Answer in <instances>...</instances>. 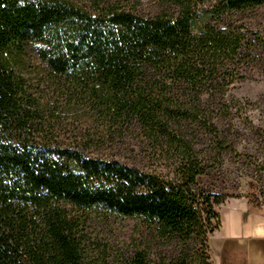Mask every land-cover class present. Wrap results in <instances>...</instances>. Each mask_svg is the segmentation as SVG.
Here are the masks:
<instances>
[{
	"label": "trees",
	"instance_id": "trees-1",
	"mask_svg": "<svg viewBox=\"0 0 264 264\" xmlns=\"http://www.w3.org/2000/svg\"><path fill=\"white\" fill-rule=\"evenodd\" d=\"M137 4L0 0V264H211L224 198L199 179L253 48L233 16L264 0ZM103 218L128 240L93 238Z\"/></svg>",
	"mask_w": 264,
	"mask_h": 264
},
{
	"label": "rangeland",
	"instance_id": "rangeland-1",
	"mask_svg": "<svg viewBox=\"0 0 264 264\" xmlns=\"http://www.w3.org/2000/svg\"><path fill=\"white\" fill-rule=\"evenodd\" d=\"M135 0H132V2ZM137 11L144 15L159 12L158 0H136ZM213 3L216 0H200ZM232 22L241 25L251 35V56L240 63L235 72L233 84L226 96L234 101L230 128L224 131V152L220 158L209 164L206 175L199 179L201 191L224 198L221 205L214 207L220 218V226L208 237L210 261L213 264H227L230 253L243 259L264 256V218L247 216L235 202L249 204L264 210V6L248 9L233 16ZM132 141H124L127 151L122 161L129 162L132 155ZM204 141L198 146L201 149ZM221 153L217 150V154ZM234 201V202H233ZM133 227L132 221L111 218L100 219L91 228L93 238L115 247L128 240ZM225 243L222 249L221 244ZM231 255V256H232Z\"/></svg>",
	"mask_w": 264,
	"mask_h": 264
},
{
	"label": "crops",
	"instance_id": "crops-1",
	"mask_svg": "<svg viewBox=\"0 0 264 264\" xmlns=\"http://www.w3.org/2000/svg\"><path fill=\"white\" fill-rule=\"evenodd\" d=\"M235 203H237L239 206H241L243 208V211L246 212L247 216H249V217L253 216L256 218V216H260L259 212L262 211L263 213H261V214H262V217L264 218V210L263 209L253 208L249 204H245L242 202H235ZM225 243L226 242H223L221 244L222 249L225 247ZM231 255H232V253H230L228 255V257L225 258V261H227V264H264V256H262V255L257 256V257L255 256V257L251 258L250 260L240 258L239 256L237 257L235 255H232V256ZM211 264H213V263H211Z\"/></svg>",
	"mask_w": 264,
	"mask_h": 264
}]
</instances>
